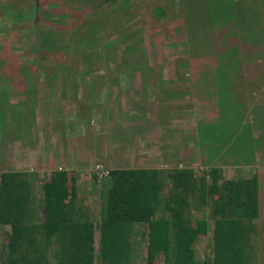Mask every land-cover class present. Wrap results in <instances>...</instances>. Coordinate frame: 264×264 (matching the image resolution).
Returning a JSON list of instances; mask_svg holds the SVG:
<instances>
[{
  "label": "rangeland",
  "instance_id": "1",
  "mask_svg": "<svg viewBox=\"0 0 264 264\" xmlns=\"http://www.w3.org/2000/svg\"><path fill=\"white\" fill-rule=\"evenodd\" d=\"M217 1L0 0V174L26 173L40 193L63 171L95 226L111 169L255 177L264 264V0H229L239 20L226 24ZM207 211L192 219L207 228L193 242L200 263L211 257ZM93 237L101 264L97 227ZM144 239L135 227L133 264H145Z\"/></svg>",
  "mask_w": 264,
  "mask_h": 264
},
{
  "label": "trees",
  "instance_id": "2",
  "mask_svg": "<svg viewBox=\"0 0 264 264\" xmlns=\"http://www.w3.org/2000/svg\"><path fill=\"white\" fill-rule=\"evenodd\" d=\"M217 3L222 8L221 23L226 24V18L231 22L232 16L237 23L234 5L229 0ZM232 23L227 31L236 28ZM4 62L0 82L9 77V64ZM18 74L16 69L11 77L19 79ZM108 177L110 186L95 226L63 171H52L42 184L39 222L35 221L33 188L27 174L1 173L0 227L9 231L0 250L3 264H94L96 227L99 262L133 264L131 237L138 226L145 238V264H154L160 257L161 264H254L261 214L255 177L222 179L216 167L199 174L190 168H116ZM206 209L212 224L211 257L200 263L193 242L207 228L199 221L194 227L192 219Z\"/></svg>",
  "mask_w": 264,
  "mask_h": 264
},
{
  "label": "crops",
  "instance_id": "3",
  "mask_svg": "<svg viewBox=\"0 0 264 264\" xmlns=\"http://www.w3.org/2000/svg\"><path fill=\"white\" fill-rule=\"evenodd\" d=\"M17 171H18V170H17ZM27 178H28V177H27ZM28 180H29L30 184L32 185V183H31V181H30L29 178H28ZM32 188H33V186H32ZM33 194H34L35 214H36V207H37V209H38L39 206H40V212H41V215H42V199H43V197H42V192L40 191V193H39V192H34V191H33ZM35 221H36V220H35ZM38 222H39V221H38ZM0 228H4V230H6L7 233L9 232L7 227H0ZM6 241H7V239H6Z\"/></svg>",
  "mask_w": 264,
  "mask_h": 264
}]
</instances>
